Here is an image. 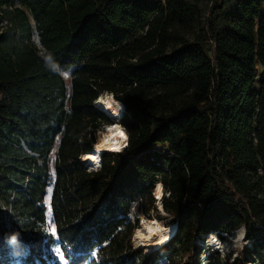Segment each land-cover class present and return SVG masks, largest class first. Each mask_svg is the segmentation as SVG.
Returning a JSON list of instances; mask_svg holds the SVG:
<instances>
[{
	"label": "trees",
	"instance_id": "1",
	"mask_svg": "<svg viewBox=\"0 0 264 264\" xmlns=\"http://www.w3.org/2000/svg\"><path fill=\"white\" fill-rule=\"evenodd\" d=\"M204 2L0 0V264H193L240 227L262 259L264 0ZM106 93L129 142L90 171ZM157 185L177 236L144 253L129 214Z\"/></svg>",
	"mask_w": 264,
	"mask_h": 264
},
{
	"label": "rangeland",
	"instance_id": "2",
	"mask_svg": "<svg viewBox=\"0 0 264 264\" xmlns=\"http://www.w3.org/2000/svg\"><path fill=\"white\" fill-rule=\"evenodd\" d=\"M210 1L211 0H205L204 4L206 5V3H209V7H210L211 6ZM33 41L40 47V43L38 41V37L36 34L33 37ZM66 73H68V72H66ZM65 79L69 82V80H70L69 73H68L67 78H65ZM111 95L114 96L113 94H111ZM112 120H114V119H112ZM112 122H115V120ZM118 123H120V125H122L124 127L123 121L121 119H119ZM110 124H111V121H110ZM106 126H107V124L106 125L102 124L100 126V128H98L96 130L95 135H96L97 142L99 140V137L97 135L98 131H104ZM125 130H126V128H125ZM157 186H156V188H154V192H153V197L155 199V203L152 206L148 207L146 200L141 201L140 204L135 208V212L132 211L131 218H132V221L134 222V224L137 225V227L140 224L139 217L141 215H143L147 219H151L154 217L161 218L164 221V223L168 226L175 224V223H171L172 218L169 217V215L167 214V212L164 209V206H163V197H164V191L163 190L164 189L161 185H160L161 186V193H159V199H157ZM50 197H51V193H49L48 198H47V200L49 202H50ZM147 208H148V210L145 211V209H147ZM49 224L53 226L51 221H49ZM244 232H245L244 240L241 241L243 247L235 246V239H236V236L238 234V232L236 230L232 234L219 233V232L211 233V234H215L223 242V244H224L223 253H222L221 249H218V251H217V250H214V247H211L208 245L209 235H211V234H209L207 236H201V237L197 236L194 240V244L196 245V249H193L189 253V255H187L186 258H184V260H186L189 256H191L193 264H211L214 262L215 259L218 258V256L213 255L212 253H209V252H220L219 253L220 258H225V257L231 256V260H233L235 258H240L241 260H244L245 264H262V263H264V249L261 251L262 259L257 257L255 254H252V251L255 248V242H254V240H251L247 237L246 228L244 229ZM202 242H205V243L203 244ZM133 243L134 242H133V236H132V244ZM133 246L136 249H140V248L136 247L135 244H133ZM141 249L144 251V253H147V251L150 250V249H145V248H141ZM154 250L156 251V249H153L152 251L150 250L148 253H151ZM249 255H251L252 258H248Z\"/></svg>",
	"mask_w": 264,
	"mask_h": 264
},
{
	"label": "clouds",
	"instance_id": "3",
	"mask_svg": "<svg viewBox=\"0 0 264 264\" xmlns=\"http://www.w3.org/2000/svg\"><path fill=\"white\" fill-rule=\"evenodd\" d=\"M51 64V61H48ZM61 75L67 78L68 73L61 72ZM98 103L103 102L105 104V107L108 109H111L114 113H117L122 105L119 101H116L112 98L111 95L108 96L107 100L97 101ZM123 133V135H121ZM99 140L94 145L95 148V155H88L82 157V159H91L93 162V167L90 168V171H98L101 168V162H100V155L99 153L104 149L113 150L116 147L114 142V137H124V132L122 131L121 126L117 124H113L110 126H106L104 131H98L97 133ZM120 151V148H119ZM135 212V208L132 210ZM130 216L132 213L129 214ZM140 224L134 231V241L135 246H140L144 244L145 242L151 241L152 238L155 236L157 237L156 242L157 243H163L166 241L169 236L168 233L170 231L168 226H165L162 222L156 220L155 218H152L151 220L147 219L143 215L139 217ZM245 232L244 230H240L236 236L235 239V246L237 247H243L241 241L244 240ZM17 241V234H13L10 238V243L15 244ZM209 242L216 244V247L221 249L223 253V245L218 241L217 237L213 234L209 237Z\"/></svg>",
	"mask_w": 264,
	"mask_h": 264
},
{
	"label": "bare ground",
	"instance_id": "4",
	"mask_svg": "<svg viewBox=\"0 0 264 264\" xmlns=\"http://www.w3.org/2000/svg\"><path fill=\"white\" fill-rule=\"evenodd\" d=\"M109 95H111L110 93H106V94H103V95H101L97 100H96V102H95V104H96V106L97 107H99V108H101L103 111H105L107 114H108V116H110V117H112V119H114L115 120V122H112L111 124H109V125H107V126H110V125H113V124H117L118 123V121H119V119H121L123 116H124V112H125V105L122 103V102H120V104L122 105V107H121V109L117 112V113H114L111 109H108V108H106L105 107V104L103 103V102H100V103H98L97 101L98 100H100V101H103V100H107V98H108V96ZM112 96V95H111ZM112 98L114 99V100H116L115 98H114V96H112ZM117 101V100H116ZM114 120H112V121H114ZM119 125H120V123H118ZM121 126V128H122V131L124 132V137L123 138H120V137H114V142H115V145H116V147H119L120 148V151H114V150H109V149H104V150H102L100 153H99V155H100V162H101V166H102V156H103V154L104 153H118V152H121V151H123L126 147H127V145H128V142H129V136H128V133H127V131L125 130V128L122 126V125H120ZM96 153H95V148H93L92 149V151L91 152H89V153H87V154H85V155H83L82 157H84V156H88V155H95ZM82 157H81V161H82V163H84L85 165H87L88 167H93V162H92V160L91 159H82ZM158 186H160V185H158ZM159 193H161V186H160V192ZM156 220H158V221H160V222H162L165 226H168V225H166L165 223H164V221L161 219V218H158V217H154ZM152 219V218H151ZM151 219H149V220H151ZM169 227V229H170V231H169V233H168V236H169V238L166 240V241H164L163 243H157L156 242V239H157V237H153L152 238V240L151 241H148V242H145L144 244H142V245H140V246H138V248H145V249H150V250H153V249H161L162 247H164V246H166L167 244H169V243H171L175 238H176V236H177V229H178V224H172V225H169L168 226ZM245 228L244 227H240V228H238L236 231L237 232H239L240 230H244ZM211 235H213V234H211ZM215 235V234H214ZM216 236V235H215ZM209 237H210V235H209ZM217 237V236H216ZM217 239H218V241L223 245V247H224V244H223V242L217 237ZM133 244H135V241H134V234H133ZM208 245L209 246H211V247H214V248H217L216 247V244H214V243H210L209 242V240H208ZM137 247V246H136ZM155 251V250H154Z\"/></svg>",
	"mask_w": 264,
	"mask_h": 264
},
{
	"label": "snow or ice",
	"instance_id": "5",
	"mask_svg": "<svg viewBox=\"0 0 264 264\" xmlns=\"http://www.w3.org/2000/svg\"><path fill=\"white\" fill-rule=\"evenodd\" d=\"M121 135H123V133H121ZM114 151H119V148H115L113 149ZM159 192H160V186H157V199H159ZM49 193H51V188H49ZM49 201L46 200V203H48ZM49 214H50V208H49ZM48 231L50 232V234L52 236H56V230H55V227L50 225L49 226V229ZM54 255H57L59 260H58V264H70V261L67 260L65 258V255L64 253L61 251V247L59 245L55 246L53 249H52Z\"/></svg>",
	"mask_w": 264,
	"mask_h": 264
},
{
	"label": "water",
	"instance_id": "6",
	"mask_svg": "<svg viewBox=\"0 0 264 264\" xmlns=\"http://www.w3.org/2000/svg\"><path fill=\"white\" fill-rule=\"evenodd\" d=\"M122 152V151H121ZM118 153H120V152H118ZM87 166V165H86Z\"/></svg>",
	"mask_w": 264,
	"mask_h": 264
}]
</instances>
